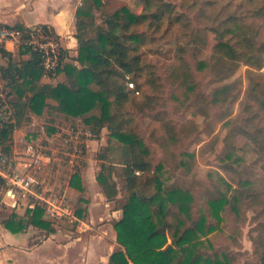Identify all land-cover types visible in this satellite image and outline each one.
I'll list each match as a JSON object with an SVG mask.
<instances>
[{
	"label": "trees",
	"instance_id": "1",
	"mask_svg": "<svg viewBox=\"0 0 264 264\" xmlns=\"http://www.w3.org/2000/svg\"><path fill=\"white\" fill-rule=\"evenodd\" d=\"M143 1V11L136 13L119 0H115L118 6L114 9H109L104 0H81L75 12L77 54L71 56L67 49H63L56 73L64 71L67 80L57 85L41 83L44 70L40 54L22 46L16 58L11 51L2 50L8 59L7 64L2 65V72L8 77L6 86L15 99L12 102L13 120L0 123V151L11 156L15 130L31 120V112L43 114L44 108L49 106L47 99L53 98L57 101L58 111L81 118L95 139H99L101 130L106 128L109 134L107 146L113 143L125 158L121 168H115L126 193L125 202L118 203L117 207L123 209L124 217L114 223L119 248L110 254L108 264H233L232 230L237 227L241 205L246 197L259 198L260 195L254 194L253 182L245 177L250 166L234 157L236 146L232 139L241 133L254 143L257 131H248L247 124L241 131L230 127L222 157L225 161L221 164L228 177L212 171L209 179L204 181L190 178L186 173L180 182L177 180L170 187L164 184L160 175L162 163L154 165L152 149L138 133L130 131L129 126L125 127L127 123L121 119L120 109L134 100L133 94L140 92L135 86V79L143 74L141 53L137 49L139 44L149 38L150 31L163 30L167 19L174 24L182 15L177 13L174 17L173 7L167 11L166 7H154V1ZM244 1L248 2L247 12L243 11ZM232 8L229 31L233 42H221L220 52L225 55L217 54L228 71L230 61L234 62L232 59H242L248 66L260 69L264 66V39H260L262 32L264 36V0H230ZM96 13L101 16L99 23H96ZM247 18H261V24L246 23ZM15 27L22 31L28 29L23 25ZM24 54L29 57L20 59ZM256 69L248 73L243 98L246 111L253 103L257 106L264 103L261 75ZM128 81L133 82V88ZM237 92L234 83L219 86L213 90L208 102L227 108L230 105L231 108L239 96ZM202 96L207 98L203 92ZM147 97L149 105L155 102L151 95ZM200 108L209 110L205 105ZM259 109L255 112L256 117L260 116ZM252 119L250 115L245 120ZM183 164L188 167L185 161ZM113 172L111 165L102 163L96 175L109 200L118 193ZM70 185L84 191L79 171L73 174ZM76 211L83 217L87 207L79 203ZM15 216L12 213L10 218L2 220L13 232L29 224L53 230L52 220L46 218L42 205L27 208L23 216L26 219L21 216L15 221Z\"/></svg>",
	"mask_w": 264,
	"mask_h": 264
},
{
	"label": "rangeland",
	"instance_id": "2",
	"mask_svg": "<svg viewBox=\"0 0 264 264\" xmlns=\"http://www.w3.org/2000/svg\"><path fill=\"white\" fill-rule=\"evenodd\" d=\"M104 1L109 9L118 6L115 0ZM119 1L128 4L136 13H141L145 6L143 0ZM151 1H154V7H166L167 11L173 7L174 17H177V13L182 16L179 22L174 24L167 19L163 30L156 28L148 31L149 38L139 44L140 47L137 49L138 53H141L143 74L135 79L136 82L133 81L140 92L135 96L133 94L132 102L121 107V119L127 123L125 127L129 126L130 131L138 133L152 149L154 165L162 163L160 175L167 187L176 184L177 180L180 182L186 173H189L190 178L196 177L204 181L209 179L212 171L228 177L221 164L225 161L222 157L230 127H236L241 131L247 124L248 131L251 133L257 131L254 143L241 133L232 139L236 146L234 157L241 160L244 165L250 166L245 177L253 182L254 194L259 193L260 197L244 199L237 227L232 230L234 240L231 238V252L233 264H264V103L258 106L253 103L246 111L243 98L246 96L248 73L249 70L255 71L256 68L248 66L242 59H232L234 62L230 61L228 71L224 61L217 54L225 55L224 52H220L221 42H233L229 29L230 13L234 10L230 9V0ZM243 8V11H249L247 1H244ZM36 17L33 15L28 20L31 23L36 22ZM100 17V14L96 13V23L101 21ZM261 20L247 18L245 22L261 24ZM260 39H264L263 32ZM3 62H5L3 65L7 64L8 59L3 57ZM256 72L261 75L263 87L260 89H263L264 66L256 69ZM230 83H234L239 93L231 108L230 105L227 108L226 105H212L208 102L215 88ZM202 92L207 95L206 99L203 98ZM148 95L154 97L155 102L151 105ZM202 105L209 110L202 111L200 108ZM257 108H260L258 117L255 113ZM250 115L254 119L247 122L245 119L250 118ZM57 123L59 126L55 128H58V132L48 134L54 140L51 142L43 135L41 125L38 128L22 127V133L19 134L21 142L17 144V155L25 157L29 154L36 158L38 155L53 154L57 157L52 162L47 160L45 175L43 170H38L42 174L37 173L42 183L37 181L32 186L33 191L38 194L45 193L46 197L63 192L64 183L72 166L77 171H81L87 165L93 166V171H97V175L102 163L111 165L114 169L113 178L118 183V193L112 200L102 194L103 204H95L96 219L95 224L91 226L94 229L95 225L98 228L108 221L112 222L109 212L114 209L113 207L117 208L118 203H124L126 200L125 189L120 184L117 171L125 161V158L121 157V149L116 150L113 143L107 146L109 134L106 128L101 130L100 138L95 139L81 118H62ZM102 156L104 159H100ZM39 159L41 160V156ZM33 164L37 163L34 161L29 167H33ZM16 167H14L16 170H21ZM55 169H58V173L49 175L51 170ZM6 188L8 186L0 179V220L10 218L12 213H15L17 221L18 217H21L20 213L32 208L28 202H34L36 198L33 193L25 196L20 192L15 201L12 195L7 194ZM67 194L71 199L72 209H77L79 203L83 207L88 206L86 191ZM7 198L8 200H5ZM103 210H106V218L101 217ZM55 226L57 230L73 232L75 237L82 234L79 246L91 231L86 219L82 218L71 223L61 222ZM105 234L109 235V232ZM73 245L71 244V248L77 244ZM118 248L115 243L109 251L113 252Z\"/></svg>",
	"mask_w": 264,
	"mask_h": 264
},
{
	"label": "crops",
	"instance_id": "3",
	"mask_svg": "<svg viewBox=\"0 0 264 264\" xmlns=\"http://www.w3.org/2000/svg\"><path fill=\"white\" fill-rule=\"evenodd\" d=\"M80 2L81 0H0V29L3 27H15L17 25L30 26L36 23L48 24L61 37L63 46L69 51V54L75 56L78 48V41L75 37V12ZM33 15L37 16V20L31 23L28 19ZM13 56L18 58L19 55L15 52ZM21 56L20 59H27L29 57L28 54ZM3 57L0 54L2 64L5 63L3 62ZM66 80V73L60 71L51 75L44 74L41 83L57 85L59 82H65ZM30 94L29 92V95ZM47 102L49 106L44 108L43 114L38 115L31 112V120L22 124L15 130L11 154L13 166H18L27 173L29 171V173L33 174L36 180L41 183L42 181L39 179L37 173L40 175L42 174L38 172V170H43V174L45 175L47 160L52 162V160L57 157H54L53 154L38 155L36 158L27 154V156L23 157L17 155L16 152L18 150L17 144L21 142V135L19 134L22 133V127L38 128L41 125L42 131H44L43 135H46V140L48 142L50 140L51 142L53 139L48 134L54 131L58 132V128H55L59 126L57 122L62 118H73L56 109L57 101L55 99L48 98ZM53 128H55V130H53ZM91 141L95 140L91 139ZM88 143H90V141ZM101 144H103V142H101ZM40 156L41 160L39 159ZM34 161L38 165L33 164V167H29ZM70 171L69 177L64 183L65 190L63 192L60 191V194H65L67 199L69 198L67 192H81L70 185L71 178L77 170L72 166ZM57 173L58 169H55L51 170L49 175H55ZM79 173L82 178L84 191H86L87 194L85 198L89 201L87 204V213L84 212V216L80 217L77 215V209L74 208V217L52 220L53 230L51 231L29 224L22 230L13 232L6 228L2 220H0V264H108L109 256L112 253V251L109 250L115 243L119 246L118 233L114 227V223L123 219L124 211L121 208L113 207L114 209L108 214L112 222L108 221L102 226H98V228L95 225L94 229H92L93 226L91 225L95 224L94 221L96 219L94 206L97 203L103 204L101 203L103 193L96 179L97 171H93V166H84ZM46 189L47 188H44V190ZM7 190L8 188H6V191ZM38 195L46 197L45 193ZM48 197V199H50L52 195ZM5 200H8V198ZM70 200L69 198V203ZM25 212L26 210L24 213H20V216H25ZM102 213L101 217L103 218V216H106V210H103ZM81 218L86 219L87 226L91 231L83 244L79 246L78 242L83 238L82 234L75 237L73 232L57 230L55 225L61 222L71 223L74 220H81ZM107 231L109 235L105 234ZM71 244L77 245L71 248Z\"/></svg>",
	"mask_w": 264,
	"mask_h": 264
},
{
	"label": "built area",
	"instance_id": "4",
	"mask_svg": "<svg viewBox=\"0 0 264 264\" xmlns=\"http://www.w3.org/2000/svg\"><path fill=\"white\" fill-rule=\"evenodd\" d=\"M22 46L29 47L31 51L40 54L41 65L45 75L55 74L61 65L62 51L64 48L61 37L48 24L36 23L28 26L26 31L16 27H3L0 29V54L2 50L18 52ZM0 60V123L5 124L13 120L14 95L10 94L6 86L8 77H4ZM128 85L133 88V82ZM69 141V139H68ZM11 156L0 151V177L8 186L7 194L12 195L16 201L18 193L25 196L33 193L34 202L29 201L30 206L42 205L45 208V216L50 220H61L64 217H74V211L65 194H52V197L39 196L33 191L32 186L37 182L33 174L24 170H16ZM18 168V167H16Z\"/></svg>",
	"mask_w": 264,
	"mask_h": 264
}]
</instances>
